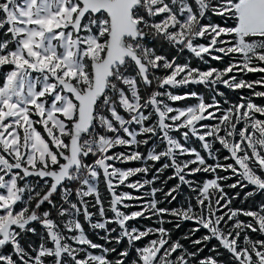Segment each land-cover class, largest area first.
Masks as SVG:
<instances>
[{"label":"snow or ice","instance_id":"1","mask_svg":"<svg viewBox=\"0 0 264 264\" xmlns=\"http://www.w3.org/2000/svg\"><path fill=\"white\" fill-rule=\"evenodd\" d=\"M261 89L264 0H0V264H264Z\"/></svg>","mask_w":264,"mask_h":264},{"label":"trees","instance_id":"2","mask_svg":"<svg viewBox=\"0 0 264 264\" xmlns=\"http://www.w3.org/2000/svg\"><path fill=\"white\" fill-rule=\"evenodd\" d=\"M214 20H217L218 21V18H213ZM175 53H173L174 55ZM189 53L187 51L184 52L183 56L181 57L180 59V62L183 63L184 62V59L186 57H189ZM211 65L214 66V67H218V68H223L224 66L227 65L228 63V58L225 57L224 61L223 62H216V61H210ZM192 66H199L201 67L202 69L206 68L205 65L203 64H200L199 61L193 59L192 60ZM258 75L259 74H252V73H249L247 74L246 76H244L245 79H249V80H254V79H257L258 78ZM220 91L224 92V97H217L218 100H223V98L227 97L229 98L231 101L233 102H237L238 101V97L241 96V95H244V96H248L250 95V92L249 90L245 89V90H237V91H231V90H228L226 89L224 86L220 85L218 86ZM188 90H195V91H198L200 92L201 94H204L205 95V98H206V101H208L210 99V93L207 92V90L204 88L203 85H189L187 89H184V88H180V89H176V92L177 93H183L184 91H188ZM264 90V89H263ZM195 102V100H186V101H181V102H176L175 105H180V106H183V105H186V104H190V103H193ZM256 102L258 104H264V98H257L256 99ZM196 146H199L198 143H196ZM216 146H219L218 144ZM220 147V146H219ZM144 149L142 148L141 151H143ZM226 152H224L223 154H225ZM135 163V162H134ZM128 164H133L132 162L128 163ZM135 164H138L135 163ZM171 173V170H168L165 175ZM223 174V173H221ZM211 177L210 174H197V179H201L203 180V178L205 177ZM174 183H176L175 180L173 181H169V184H168V187L172 186ZM157 185H159V182H157ZM101 190L102 192H105L104 190V187L103 185L101 184ZM187 188L184 189V195L183 196H180L178 197L177 201H174L172 203V205H168L170 207H175L177 206L180 202H183V200L187 197L188 193H187ZM250 190V189H248ZM234 191H240L239 188H237L236 190ZM230 195L233 194L232 191L229 192ZM243 195V194H242ZM261 197H256L257 200H259ZM249 204H252V201H248L246 202L245 204H241V198H238L236 199L235 201H233V206L234 207H247ZM170 219V218H169ZM135 224H139V225H154L156 226V222L155 220H138V221H133ZM166 228L172 230V236H173V239H178L180 237H182L190 228L194 227L195 225L192 223V222H183L180 226L179 229H176L175 228V225L174 224H165L164 225ZM85 228H86V231L89 232V236L91 239H93L95 242H98V243H101L103 242L102 240L98 239V237L96 236L95 233L91 232L88 228H87V225L85 224ZM204 231L205 230H201L200 232H198L196 235L197 236H200V235H203L204 234ZM195 238V237H193ZM182 243H185L186 246H189V242L188 241H182ZM212 244H216L217 242L215 240H213L211 242ZM209 247H211V245H209ZM204 254H207V249L205 250V253Z\"/></svg>","mask_w":264,"mask_h":264},{"label":"rangeland","instance_id":"3","mask_svg":"<svg viewBox=\"0 0 264 264\" xmlns=\"http://www.w3.org/2000/svg\"><path fill=\"white\" fill-rule=\"evenodd\" d=\"M239 75V74H238ZM244 78V77H243ZM261 90H263V89H261ZM174 91H176V90H174ZM224 99H228L229 101H231L229 98H227V97H225V98H223V100H220L221 101V103H222V105L224 106V107H227V105L226 104H223V101H224ZM197 101H195V102H193V103H196ZM231 102H233V101H231ZM193 103H190V104H193ZM186 105H188V104H186ZM174 106H180V105H175L174 104ZM183 106H185V105H183ZM196 146V145H195ZM197 147H199V146H197ZM217 148L219 147V146H216ZM124 149H117V151H123ZM203 154V153H202ZM223 155H227V153H225V154H223ZM128 163H130V162H128ZM128 163H124V164H117V166L118 167H121V168H135V167H139V166H141V164H140V162H138V164H135V163H137V162H132L133 164H128ZM157 166H159V165H157ZM171 173H169V174H167V175H170ZM148 178H151V174H149V177ZM207 178H211V177H205V178H203V179H207ZM137 179H143V176L142 175H140V174H138L137 176H135V177H131L130 178V180H137ZM103 185V184H102ZM157 187H159L160 185H156ZM104 187V186H103ZM171 187V186H170ZM145 190H147V189H145ZM117 191L118 192H131L133 195H139L140 193L139 192H136V190H133V189H129V188H127V187H125V186H120L118 189H117ZM101 193H102V196H107V193H106V191L105 192H102V190H101ZM187 193H189V190H187ZM158 198H159V194H158ZM133 203H135V202H133ZM180 203H182V202H180ZM179 203V204H180ZM178 204V205H179ZM177 205V206H178ZM132 210H139V209H137V208H133V209H129L128 211H132ZM82 219V218H81ZM241 219H244L243 217H241ZM130 223H133V224H135L134 222H130ZM154 226V225H153ZM101 235H103V233H101ZM101 243H104V241L103 242H101Z\"/></svg>","mask_w":264,"mask_h":264}]
</instances>
